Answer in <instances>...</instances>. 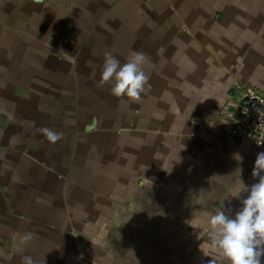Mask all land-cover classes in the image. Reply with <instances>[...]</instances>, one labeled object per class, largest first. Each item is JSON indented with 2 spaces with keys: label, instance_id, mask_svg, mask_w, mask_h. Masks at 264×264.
Masks as SVG:
<instances>
[{
  "label": "crops",
  "instance_id": "0c3cea01",
  "mask_svg": "<svg viewBox=\"0 0 264 264\" xmlns=\"http://www.w3.org/2000/svg\"><path fill=\"white\" fill-rule=\"evenodd\" d=\"M42 2L0 0V264H208L210 215L223 202L234 218L248 195L235 188L258 182L257 154L231 136L228 114L237 83L264 93V0L231 24L219 15L203 47L183 37L180 61L118 122L112 109L64 115L57 101L79 96L14 75L15 22ZM44 127L63 138L50 143ZM26 232L34 238L20 245Z\"/></svg>",
  "mask_w": 264,
  "mask_h": 264
},
{
  "label": "rangeland",
  "instance_id": "374dc122",
  "mask_svg": "<svg viewBox=\"0 0 264 264\" xmlns=\"http://www.w3.org/2000/svg\"><path fill=\"white\" fill-rule=\"evenodd\" d=\"M250 1L44 0L32 7L29 16L23 13L15 22L16 36L13 42L10 39V45L18 61L11 70L15 76L26 75L32 86L79 96L74 101H57L63 103L64 115L78 107L79 114L86 115L112 109L110 117L118 122L126 119L123 109L134 101L115 97L111 84L98 86L105 52L111 51L121 64L132 51L145 53L150 62L144 70L151 83L153 76L160 75L157 70L174 64L172 60H179L178 54L183 55L179 46L183 37L204 44L206 36L211 37L209 33L214 34L216 27L223 26L217 22L219 15H226L231 24L230 15L249 7L251 10L255 3ZM18 83L14 85L21 93ZM46 104L53 106L52 101Z\"/></svg>",
  "mask_w": 264,
  "mask_h": 264
},
{
  "label": "clouds",
  "instance_id": "9594fccd",
  "mask_svg": "<svg viewBox=\"0 0 264 264\" xmlns=\"http://www.w3.org/2000/svg\"><path fill=\"white\" fill-rule=\"evenodd\" d=\"M40 2V0H37ZM148 56L141 51H132L126 62L121 64L111 51L105 52L98 86L111 84V93L117 98L127 97L139 101L150 87V76L144 66L149 63ZM46 139L55 144L63 138V133L44 127L38 129ZM261 143H264L262 141ZM242 160V157L237 156ZM264 152L257 154L252 177L258 182L250 187L242 181L234 190L232 197L239 198L241 193H248L241 200L242 207L234 218L229 214L232 209H224L223 202L208 220V237L213 255L208 264H261L264 257ZM34 233L26 232L19 236L20 245L28 244ZM21 264H38L30 255L22 257Z\"/></svg>",
  "mask_w": 264,
  "mask_h": 264
},
{
  "label": "built area",
  "instance_id": "2783aa9c",
  "mask_svg": "<svg viewBox=\"0 0 264 264\" xmlns=\"http://www.w3.org/2000/svg\"><path fill=\"white\" fill-rule=\"evenodd\" d=\"M235 91L239 94L237 113H229L232 120L230 134L234 138L252 143L254 154L264 152V96L257 88L237 83Z\"/></svg>",
  "mask_w": 264,
  "mask_h": 264
},
{
  "label": "water",
  "instance_id": "95a60500",
  "mask_svg": "<svg viewBox=\"0 0 264 264\" xmlns=\"http://www.w3.org/2000/svg\"><path fill=\"white\" fill-rule=\"evenodd\" d=\"M33 1H36V2H37V0H33ZM41 1H43V0H40V2H41ZM263 96H264V93H263Z\"/></svg>",
  "mask_w": 264,
  "mask_h": 264
}]
</instances>
